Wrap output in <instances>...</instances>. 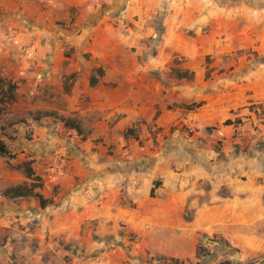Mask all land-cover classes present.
Masks as SVG:
<instances>
[{
  "label": "crops",
  "instance_id": "crops-1",
  "mask_svg": "<svg viewBox=\"0 0 264 264\" xmlns=\"http://www.w3.org/2000/svg\"><path fill=\"white\" fill-rule=\"evenodd\" d=\"M100 1L0 0V73L16 85L9 105L24 104L32 126L43 132L51 133V122L62 125L79 147L71 152L65 174L50 181L49 150L62 144L60 135L51 134L33 148L21 132L20 155L9 140L0 138L16 154L0 157V236L5 245H14L19 215L38 225L34 232L30 227L23 232L41 249L57 253L47 259L38 250L28 264H264V156H259L264 150L248 157L258 167L244 162L229 167L221 151L213 150V142L221 141L222 152H227L234 144L255 146L264 140V126L256 131L235 126L234 119L242 114L254 123L250 108L229 113L256 104L264 110V60L242 73L238 63L245 57L238 51L264 56V25L263 32L250 25L261 24L264 14L243 24L238 15H227L216 5L208 13L205 35L189 38V44L177 35L165 37L171 49L165 60V48H148L145 38L151 34L127 35L109 22L112 8L125 10L130 18V3L140 0H107L96 7ZM230 25L235 26L228 31ZM176 50L185 56L180 66L169 59ZM6 57L10 59L5 63ZM232 67L238 74L230 79L221 75L217 82L205 80L208 72ZM193 103L202 106L185 108ZM157 115L161 131L172 134L164 145L160 139L158 145L149 140L148 151L153 148L157 154L144 157L138 139L125 131L143 127V121ZM191 117L205 128L220 123L219 135L225 138L214 139L205 129L186 133L169 127L178 118L187 123ZM61 118L77 120L82 134L68 130ZM24 126L26 122L20 129ZM26 161L40 181L26 174ZM81 168L89 172L87 178L78 177ZM33 183L39 185L35 191L45 206L35 197L4 195L9 188ZM120 228L125 231L113 237ZM127 232L134 236L133 244L111 249L114 244L109 243L117 237L129 243ZM201 234L226 241L231 251L200 261ZM70 242L79 249L63 250Z\"/></svg>",
  "mask_w": 264,
  "mask_h": 264
},
{
  "label": "rangeland",
  "instance_id": "rangeland-1",
  "mask_svg": "<svg viewBox=\"0 0 264 264\" xmlns=\"http://www.w3.org/2000/svg\"><path fill=\"white\" fill-rule=\"evenodd\" d=\"M101 1H107V0H101ZM101 1L99 2V5L96 7H100ZM209 1V2H207ZM102 2V3H104ZM129 9L131 11L130 18H125V14L123 13L125 10L122 11L120 8H112L111 9V19L109 22H111V25L114 27L120 29L124 34H131V33H149L151 36L149 38H145V42L148 45L149 49H164L165 48V54L162 56L165 60H168V54L171 52V49L169 47L165 46L166 39L165 37H168L171 35L173 36H179L178 38H181L183 40V44H189V38H197L200 37L201 34L205 35L206 31H208L207 24V16L209 11L212 9H216L217 6H221L223 11H226L227 15L234 13V16H237L240 21H244L243 24L246 21H251L252 19H256L258 15L264 14V0H218V4L213 2L212 0H140L139 2L132 1L130 3ZM217 5V6H216ZM210 7V8H207ZM102 7V6H101ZM100 7V8H101ZM119 7H122L121 4H119ZM128 8V7H127ZM126 9V7H125ZM100 10V9H99ZM107 10H110L108 7ZM106 10L105 14H108L109 11ZM220 10V9H219ZM246 10L248 12H246ZM110 16V15H109ZM263 16H261L262 18ZM203 21V22H202ZM241 23V22H240ZM247 23V22H246ZM252 26L258 25V31L263 32V25L264 20L261 24H251ZM235 26V25H234ZM233 26V28H234ZM3 30H5L6 25L2 27ZM233 28H228V31H231ZM176 33V34H174ZM192 41V40H191ZM19 42V47H23L24 44ZM186 42V43H185ZM182 44V43H181ZM181 47V46H180ZM183 48V47H181ZM156 49V50H157ZM238 54L240 57L245 56L244 60L242 59L238 63H242V67L240 68V73H242L245 70H248L247 66H249L251 63L256 64L258 62H261V60H264V56L259 55L256 52L253 51H238ZM247 56V57H246ZM175 57V58H174ZM10 59V58H9ZM9 59L6 57L4 59V62H9ZM170 61L172 60L174 65L180 66L185 62V56L182 54L181 51L176 50L173 55L169 56ZM210 61V59H209ZM240 65V64H239ZM238 66V65H237ZM234 70V68H230L226 70L223 68L221 71L216 72L212 74L211 72H208L205 80L217 82L221 75L225 76L227 79H230L233 75L238 74ZM5 76L4 73H0V77L2 78ZM23 79L20 78L19 81L21 82ZM178 105L176 104L175 107ZM201 105L197 103H193L192 105H185V108L188 110H195L196 108H199ZM24 104L21 105H9V102L5 103L4 107H1L0 110V138L5 137L7 140L10 141V145L18 151L17 153L23 152V148H21L22 144L20 142V139L23 138V134H20L21 132H25L24 138L25 143H28L33 146V148L37 144L44 143L45 139H49V136L51 137V134L53 137H58L60 135V139H62V144H56L55 147L57 148H50V152L54 151L55 149H61L64 151L69 159L71 160V152L74 150V148H79L78 143L76 140H73L74 134H65V131L62 129V125H55L53 122H51L50 126H53V129L50 133V130L43 132V130L36 129L34 126H32V123L30 122V117H27V112H23ZM183 108V106H180ZM245 108H250L255 116L254 123H252L250 120L246 121L243 118L249 116V114H242L241 116H237L234 119V122L236 123L235 126L242 127V128H252L255 131L261 128V126H264V110L256 105H247L246 107H239L238 109H233L229 113L232 115L240 114L242 110ZM37 117V116H35ZM181 118V117H179ZM177 119L174 123H172L169 127L172 129H178L181 128L185 130L186 133H189L192 131L195 132V130L199 129H205V131L209 132L214 139H218L219 130H221L220 123L209 125L206 128L199 124V121L195 120V117H191L190 120H187V123L183 122L182 119ZM158 115L154 117L150 122L143 121L144 126L143 127H133L128 128L127 131H125V135L132 138L138 139V147H143V155L144 157H152L157 154L156 151H154L153 148H150L148 151V148L146 147L149 142V140H153L152 143L158 145L159 141L161 140V143L163 145L167 142V138L170 137L172 132H165L161 131L163 126H159L157 123ZM26 122V126H24L25 130H21L20 126L23 125V123ZM47 126H49L50 122L45 121ZM228 124V123H227ZM234 126V127H235ZM236 128V127H235ZM227 128L225 127V130ZM62 134V135H61ZM145 134H150L149 136H145ZM224 134V133H223ZM221 137V136H220ZM225 138V135L224 137ZM5 142V140H4ZM23 142V143H24ZM213 150L220 152L223 154L224 160L226 159L227 165L229 167L238 166L242 162H244V166H256L258 167V164L256 162H252L248 159V157L256 155L258 157V152L256 149L261 148V150H264V140H258L257 144L255 146H252L251 143L248 144H234L230 150L227 152H222L224 147L222 146V142H213ZM225 150V149H224ZM165 153H167L165 151ZM252 154V155H251ZM260 157L264 156V154H259ZM260 162V160H258ZM2 163H5L3 161ZM31 164V162H30ZM145 169V168H144ZM148 169V167H147ZM89 175V172L83 170V168L80 169V174L78 177L81 179L87 178ZM156 183V181H155ZM91 191L90 188H87L85 190ZM154 195V194H153ZM16 206L23 207V203H21V200H15ZM19 219V220H18ZM16 220L20 221L19 223V233L14 238V245H10L12 248H8L5 244H8L6 240H3L0 236V264H28L31 262V260H35L36 256L34 257L35 253L40 250V253L43 256H47V259H51L52 257L49 255H57V253L54 250L46 251L44 249H41L40 245L37 244L35 238H30L29 234L27 232H23L24 228L30 227L31 231L34 232L37 222L35 220H23L21 219V216L17 215ZM1 222V221H0ZM93 226V224H91ZM122 227L124 225H121ZM120 231H125L124 228H120L117 232L111 233L113 237L120 235ZM127 239L129 243H124L123 241H117L119 237L113 239L112 243H109V246H111V249H115L116 245L129 247L131 243L133 244L134 236L127 232ZM94 238H98L94 235ZM214 241L211 242H205L204 240L201 241L199 244L203 246L206 250L209 251L207 255H205L204 259L209 257V255H215L216 258L220 256V254H223V252L229 253L231 250L228 249L227 246L223 245L222 242H219L214 237ZM106 242H108V237H106ZM61 245H64V243H60ZM26 245L31 246V249L28 252L26 251ZM73 245V246H71ZM5 246V247H4ZM199 246V245H198ZM79 247L76 244H67L63 247L70 249V252L73 250V248ZM125 247V248H126ZM52 249L50 246L48 249ZM118 248V247H117ZM59 249L62 250L61 247ZM132 249V248H131ZM75 250V249H74ZM212 251V252H211ZM8 255H12L13 257H17L16 260H13L8 257ZM198 257V254H197ZM65 260L67 263L71 260V254L67 255L65 257ZM35 264H39L40 262L36 260ZM56 261V259H54ZM200 261H202L200 259ZM55 264H58L57 262ZM70 264V263H69Z\"/></svg>",
  "mask_w": 264,
  "mask_h": 264
},
{
  "label": "trees",
  "instance_id": "trees-1",
  "mask_svg": "<svg viewBox=\"0 0 264 264\" xmlns=\"http://www.w3.org/2000/svg\"><path fill=\"white\" fill-rule=\"evenodd\" d=\"M16 85L11 84L8 81H5L3 78L0 77V110L2 109L1 107L5 106V103L9 102L13 98V90H15ZM61 121L64 123L65 127L68 130H76L78 133L82 134L83 130L80 125V123L77 120H74L72 118H61ZM16 154L12 153L8 148L7 145L3 140L0 139V157H9V158H15ZM24 170L26 174L29 177H32L35 181H40V177L35 175V172L33 168L31 167L30 163L28 161L24 162L23 164ZM39 185L37 183H33L30 186L28 185H19L16 187H12L7 189L4 192V195L8 198H23V197H35L37 198L42 206L46 205V201H44L42 195L35 191V189ZM154 194V190H152L151 195ZM201 241L204 240L205 242H211L216 239L214 237H209L206 234H201L200 235ZM219 242H222L223 245L227 246L229 248V244L222 240V239H217ZM209 253L208 250H206L201 244H199L197 248V254L198 258L203 260L205 255ZM225 254V252H223Z\"/></svg>",
  "mask_w": 264,
  "mask_h": 264
},
{
  "label": "built area",
  "instance_id": "built-area-1",
  "mask_svg": "<svg viewBox=\"0 0 264 264\" xmlns=\"http://www.w3.org/2000/svg\"><path fill=\"white\" fill-rule=\"evenodd\" d=\"M220 136L224 137L221 132ZM71 160L67 154L61 149H56L50 153V158L47 163L46 178L50 181H57L66 172Z\"/></svg>",
  "mask_w": 264,
  "mask_h": 264
}]
</instances>
